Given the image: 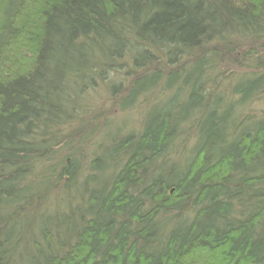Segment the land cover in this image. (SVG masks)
I'll list each match as a JSON object with an SVG mask.
<instances>
[{"label":"trees","instance_id":"1","mask_svg":"<svg viewBox=\"0 0 264 264\" xmlns=\"http://www.w3.org/2000/svg\"><path fill=\"white\" fill-rule=\"evenodd\" d=\"M0 264H264V0H0Z\"/></svg>","mask_w":264,"mask_h":264}]
</instances>
